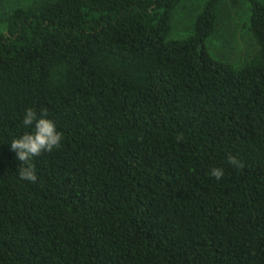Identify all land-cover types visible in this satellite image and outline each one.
Here are the masks:
<instances>
[{
	"label": "trees",
	"instance_id": "obj_1",
	"mask_svg": "<svg viewBox=\"0 0 264 264\" xmlns=\"http://www.w3.org/2000/svg\"><path fill=\"white\" fill-rule=\"evenodd\" d=\"M183 1L5 13L0 264H264V0H246L259 50L241 67L209 50L223 0L175 37ZM27 108L63 134L36 183L9 144Z\"/></svg>",
	"mask_w": 264,
	"mask_h": 264
},
{
	"label": "rangeland",
	"instance_id": "obj_2",
	"mask_svg": "<svg viewBox=\"0 0 264 264\" xmlns=\"http://www.w3.org/2000/svg\"><path fill=\"white\" fill-rule=\"evenodd\" d=\"M41 0H0V31L6 27L5 13L17 6H36ZM205 0H184L182 6L190 9L185 14L179 9L174 17L175 37L185 36L191 29V21L199 13ZM250 10L246 0H223L216 32L210 37L208 46L216 58L241 67L250 62L259 46L249 26Z\"/></svg>",
	"mask_w": 264,
	"mask_h": 264
},
{
	"label": "clouds",
	"instance_id": "obj_3",
	"mask_svg": "<svg viewBox=\"0 0 264 264\" xmlns=\"http://www.w3.org/2000/svg\"><path fill=\"white\" fill-rule=\"evenodd\" d=\"M22 123L28 131L13 137L9 144L16 158L22 162L17 170L19 179L36 183L38 176L32 161L42 153H51L59 148L63 134L58 130L56 122L43 110L38 113L33 108H27ZM229 163L236 167L241 166L240 161L234 156L229 157ZM210 175L220 181L224 176V169L213 168Z\"/></svg>",
	"mask_w": 264,
	"mask_h": 264
}]
</instances>
